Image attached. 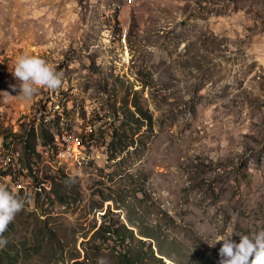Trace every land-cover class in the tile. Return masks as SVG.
<instances>
[{"label":"rangeland","instance_id":"rangeland-1","mask_svg":"<svg viewBox=\"0 0 264 264\" xmlns=\"http://www.w3.org/2000/svg\"><path fill=\"white\" fill-rule=\"evenodd\" d=\"M22 55L62 86L21 98ZM0 184V264H219L264 228V0H0Z\"/></svg>","mask_w":264,"mask_h":264},{"label":"clouds","instance_id":"clouds-1","mask_svg":"<svg viewBox=\"0 0 264 264\" xmlns=\"http://www.w3.org/2000/svg\"><path fill=\"white\" fill-rule=\"evenodd\" d=\"M11 72L18 84L10 87H18V94L23 99L32 98L42 88L56 90L62 86V73L37 56H19ZM26 203L27 197H21L0 184V248L8 243L3 236L7 226ZM233 233L239 235V242L231 239ZM218 241L222 242L218 249L219 264H264V228L249 234H238L234 228H230L226 234H219L211 245ZM96 264H109V260L99 257Z\"/></svg>","mask_w":264,"mask_h":264},{"label":"built area","instance_id":"built-area-1","mask_svg":"<svg viewBox=\"0 0 264 264\" xmlns=\"http://www.w3.org/2000/svg\"><path fill=\"white\" fill-rule=\"evenodd\" d=\"M80 138L74 136L70 141H57V146L50 149H44L47 157L59 158L62 163L69 162V158L77 155V149H80Z\"/></svg>","mask_w":264,"mask_h":264},{"label":"trees","instance_id":"trees-1","mask_svg":"<svg viewBox=\"0 0 264 264\" xmlns=\"http://www.w3.org/2000/svg\"><path fill=\"white\" fill-rule=\"evenodd\" d=\"M139 112H140V110H139ZM144 115V114H143ZM51 137V134L49 135V137H48V133H46L45 132V134L43 135V138H44V140H45V142L47 143V142H49V140L51 139L50 138ZM137 260V259H136ZM161 260V259H160ZM138 262H140V261H138Z\"/></svg>","mask_w":264,"mask_h":264},{"label":"bare ground","instance_id":"bare-ground-1","mask_svg":"<svg viewBox=\"0 0 264 264\" xmlns=\"http://www.w3.org/2000/svg\"><path fill=\"white\" fill-rule=\"evenodd\" d=\"M55 140V139H54ZM55 143V142H54ZM56 144V143H55ZM13 155V154H12ZM7 157V156H6Z\"/></svg>","mask_w":264,"mask_h":264}]
</instances>
